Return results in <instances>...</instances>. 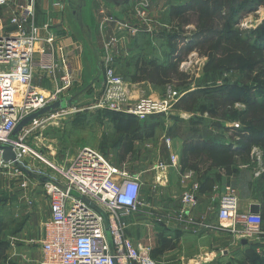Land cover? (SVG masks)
<instances>
[{
  "label": "crops",
  "instance_id": "crops-1",
  "mask_svg": "<svg viewBox=\"0 0 264 264\" xmlns=\"http://www.w3.org/2000/svg\"><path fill=\"white\" fill-rule=\"evenodd\" d=\"M55 1L36 2L34 22L40 28V40L33 83L43 93L58 87L62 73L60 65L67 57L74 73L73 83L61 98L67 102L68 110H76L75 98L78 97L82 101L99 100L105 88L103 59L108 52L113 56L118 72L125 74L127 79L136 84L151 82L162 87L168 79L179 77L182 73L179 63L194 50L187 53L185 49L186 37L192 33L188 32L190 22L184 20L181 26L170 23L171 18L174 20L183 15L186 16L184 19L187 18L186 14L172 12L173 6L184 4L186 0H151L149 15L155 20L152 31H148L135 14V6L141 0H61L59 6ZM66 3L70 6L65 9ZM162 15L170 20V27L164 25ZM9 16L10 11L2 8L0 18L8 22ZM47 23H51L49 28L44 26ZM127 23L138 26L137 31L133 32ZM174 32L180 37L171 43L169 36ZM51 34L55 40L47 43L45 39ZM174 46L176 50L173 52ZM95 67L99 72L94 76ZM196 80L182 88V96L188 95V103L210 96L200 92ZM91 87L94 93L92 90L88 92ZM181 109L183 112L179 114L185 119L191 117L189 113H199L196 109H186L184 103ZM204 115L208 116V113ZM188 125L178 130L174 122H168L166 128L160 129L161 135L155 136L153 143L148 144L151 150L149 167L139 171L132 172L128 167L124 145L118 148L122 165L121 162L117 164L131 175H138L143 185L142 205L128 217V234L136 242L150 246L158 264H220L235 249L251 246L250 242L243 244L242 240L221 227L218 218L221 196L230 186L236 191L240 211H250L251 205L257 203L261 207L260 213L264 214V180L253 176V157L235 156L220 164L201 155L188 153L187 157L184 156L186 144L181 132ZM225 125L237 128L232 121H226ZM173 154L177 156L175 163L171 158ZM140 162L144 163L143 160ZM159 163L165 166L157 168ZM39 187L33 192L34 198L29 204L36 202L31 220L41 227L42 238L44 221L50 216V205L42 186ZM185 191H194L198 201L183 211L182 196ZM38 211L43 212L41 217ZM260 243L264 253V233ZM7 255L8 258H2L0 264H43L44 261L41 247L36 251L10 252Z\"/></svg>",
  "mask_w": 264,
  "mask_h": 264
},
{
  "label": "built area",
  "instance_id": "built-area-1",
  "mask_svg": "<svg viewBox=\"0 0 264 264\" xmlns=\"http://www.w3.org/2000/svg\"><path fill=\"white\" fill-rule=\"evenodd\" d=\"M37 1L0 0V6L10 11L8 22L0 18V146H9L16 155V161H6L4 150L0 149V175L11 168L21 171L18 164L26 166V158L31 156L41 163L39 173L51 178V181L38 182L50 205V216L44 221L41 238L43 264H115V259L117 264H158L152 248L136 242L128 234V217L142 205L143 185L138 175L116 167L92 147H85L65 164H56L30 143L29 137L33 133L45 128L68 107L56 109L57 115L50 111L33 119L14 135L24 118L62 100L64 92L73 83L74 73L67 57L60 65L62 73L58 87L43 93L33 83L40 40V28L34 22ZM60 1L56 0L55 4L59 6ZM151 8V0H141L135 6V14L143 20L148 31L153 29V18L149 15ZM50 24H45V28ZM127 26L133 32L138 29V26ZM54 40L52 34L45 39L47 43ZM105 60L106 85L97 106L133 114L141 120L172 112L181 97L178 91L170 87L163 98L141 97L128 103L131 96L113 58ZM262 157V152L253 157L255 179L264 180ZM171 158L175 163L177 156L173 154ZM164 166L159 163L156 167ZM29 178L23 179L22 187L30 186ZM182 201L185 211L187 206L196 204L198 198L194 191H185ZM218 218L221 227L240 240L246 238L254 242L264 233L261 213L240 211L236 191L230 186L219 200Z\"/></svg>",
  "mask_w": 264,
  "mask_h": 264
},
{
  "label": "rangeland",
  "instance_id": "rangeland-1",
  "mask_svg": "<svg viewBox=\"0 0 264 264\" xmlns=\"http://www.w3.org/2000/svg\"><path fill=\"white\" fill-rule=\"evenodd\" d=\"M68 6L70 5L66 3L65 9ZM76 7L77 5H75L74 9H76ZM2 8L0 7V14L2 12ZM236 14L237 15L234 17V20H238L235 23L234 28L238 31L247 30V32L249 31L248 34H250L252 30L263 26L264 5L259 6L252 11H239ZM186 15L191 25L189 26L190 28H192H189L190 31L188 32L191 33V31L196 30V28L198 27L200 15L199 19L197 14L192 12H189ZM184 17L186 16L183 15L182 17H174V20L171 18L170 22L168 18L165 19L164 15H162L161 20L167 27H170L168 22H170L171 25L174 26H181L183 24L182 22L184 21ZM204 17L206 18L207 16L204 15ZM140 21L142 24L143 20L140 19ZM154 23L155 20H153V23L151 22L152 27ZM126 25H128V23ZM221 26L222 25H220V28ZM255 35L256 34H254V36ZM243 36H246V34H244ZM223 40L224 39L220 40L222 43L218 44V40L216 39L215 42L213 41L212 43H210L213 44V46L209 47V49L207 45H205L202 50H200V48L196 50L194 49L191 53H189L182 59L181 63H179V69L180 71H182L179 77L168 79L162 87L155 86L151 82L144 85L136 84L133 80L127 79L125 74L122 75L117 70L119 75L122 76V81L126 86L127 91L130 93L131 99L128 100V103H131L132 99L141 97H153L156 99L163 98L167 94V91L170 87L173 88V90L175 89L176 91H178V93L182 96V88H185L188 82L192 83L196 79H200L199 77H202L204 73L205 64L209 59L208 53L204 52V50L212 51L213 49L215 50L217 48V50H220L219 56L224 55L228 51V49H226L227 44H225ZM155 42L157 44L159 43V41L157 40ZM109 44L110 43L108 42V45ZM230 49L234 50V52L237 51L238 55H242V53L246 50L247 53H250L249 49L242 41L236 42L234 49ZM93 51L94 50H91V53L97 55ZM107 57L113 58V56L109 52L104 56L103 74L105 73V59ZM251 59L258 61L253 66L251 70L252 72H248V70H246L243 72L226 74V76L231 81L240 79L246 84H250L252 82L254 83L257 75H259L264 69V63H262L264 62V51H254L252 52L251 56L250 54H246V60ZM93 72L94 76L98 74L99 71L97 67H95V70ZM261 79L264 80V73ZM194 86H197V84H195ZM91 90L93 92L92 87L88 89V92H91ZM75 99L77 101L76 110H67L63 114L60 111L59 115H57L56 111L54 110V113L57 116L51 121V123L45 128L37 130L35 133H33V135L29 137V141L34 149H38L39 151H41L42 154L45 155L48 159L54 160L56 164H65L85 147H92L104 153L105 156H107L108 159L112 161V163L116 167L120 168V166L122 165V159L120 161L119 158L122 157L118 156V148H120V145H124L128 167H130L132 172L139 171L147 166L149 167V161L151 160V150L148 144L153 143L155 136L161 135L160 129L163 130L164 128H166V124L168 122H174V125L177 126L178 129H182L183 126L188 125V118L185 119L179 114V112L183 111H181V105L177 106L178 102L176 103L170 114H159L160 118L156 119L159 121V123L157 124L158 126L155 127L154 130L150 131L146 128V125H150L152 120H154L150 116V118L141 120L138 117L133 116V114L129 115L124 113H117L105 108H100L99 106H97L99 100L96 101V99H94L93 101H82L79 97ZM244 106L245 105L240 102H236L234 104L235 108L243 109ZM189 114L193 116L196 113ZM206 117H209L213 120L218 119L210 115ZM227 121H232L233 125L238 123L240 126L241 124L236 118L229 119ZM139 126L144 129L139 128ZM222 131L225 132L223 129ZM225 134L228 140L239 138L234 134L232 129L225 132ZM120 152H122V150H120ZM261 152L263 155L262 159L264 160L263 148L260 145L253 144L252 146H250L249 152H246L244 154L245 156L242 157L252 158L254 157V155L261 154ZM141 160H143L144 163H141ZM117 162H121V165L119 163L117 164ZM40 165L41 163L39 162V160L35 159L34 157L30 156L26 158V167H28L30 170L32 169L33 172L39 173ZM206 165L207 164H205V166ZM21 171L17 172L15 168H11L6 173L0 175V227H3L2 231L0 232V241L5 242V250L2 256L4 260L8 258L7 254L10 252L19 253L26 250L36 251L40 250L41 247V227L37 222L34 223L31 220L33 216L32 214H34V212L32 213V209L35 208L36 202L33 205L29 204L30 199L34 198L33 192H35L36 187L40 189V184L38 183V179L32 178L23 170ZM27 176H30L29 179L31 183L30 186L24 188L22 187L21 183L23 179L27 178ZM38 213L41 217V213L43 212L38 211ZM254 242H260V236L256 237ZM250 249V246H248L247 248H237L231 252L230 256H228L227 258H223L220 264H253L251 258L252 254L251 252H249ZM253 252H256V254L261 257L262 255H264L263 252H261L259 244L257 246H254Z\"/></svg>",
  "mask_w": 264,
  "mask_h": 264
},
{
  "label": "trees",
  "instance_id": "trees-1",
  "mask_svg": "<svg viewBox=\"0 0 264 264\" xmlns=\"http://www.w3.org/2000/svg\"><path fill=\"white\" fill-rule=\"evenodd\" d=\"M262 5H264V0H186L184 4L172 7V12L177 15L192 12L197 14L198 19L200 15L198 27L186 37L188 40L185 43L187 53L196 48L202 50L205 45L209 49L213 46L210 43L215 42L216 39L218 44L222 43L220 40L224 39L223 41L227 44L226 49H228L222 56H219L220 50L217 48L212 51L204 50L208 53L209 59L205 64L202 77L196 81L200 92L208 93L210 96L205 100H193V103L191 100L188 103V95H183L178 100L177 106H182L184 103L186 109H196V112H199L188 119V127L181 132L185 137L186 144L184 156L187 157L188 153H192L195 156L201 155L223 164L235 156H245L244 154L249 152V148L253 144L260 145L264 150V80L261 79L264 69L257 75L255 82L250 84H246L240 79L231 81L226 76V74L246 70L252 72L253 66L258 61L246 60V54L251 56L254 51H264V21L263 26L252 30L250 34L247 30L238 31L234 28L238 20H234L236 13L252 11ZM204 15L207 17L205 18ZM184 20L189 22L187 18ZM220 25H222L221 28ZM244 34L246 36H243ZM254 34L256 35L254 36ZM177 37H180L179 33L171 34L170 42ZM238 41L245 43L250 53H247L246 50L242 55H238L237 51L231 50L230 48L234 49ZM175 48L174 46L173 52L176 50ZM194 94L196 93H192V95ZM236 102L243 103L244 108H235ZM203 112L218 119H210ZM160 115L150 116L155 121L152 120L150 125H146V128L150 131L154 130L158 126L159 121L156 119L160 118ZM234 118L241 123L238 129L226 127L224 122ZM140 126L139 128H142ZM222 129L225 132L232 129L239 138L228 140ZM261 215L264 218V214L261 213ZM2 229L3 227H0V232ZM250 243L249 252L252 254L253 264H264V255L261 257L253 252L254 246L258 244L260 246L261 243L251 241ZM4 250L5 242L0 241V262Z\"/></svg>",
  "mask_w": 264,
  "mask_h": 264
},
{
  "label": "water",
  "instance_id": "water-1",
  "mask_svg": "<svg viewBox=\"0 0 264 264\" xmlns=\"http://www.w3.org/2000/svg\"><path fill=\"white\" fill-rule=\"evenodd\" d=\"M69 103L72 104V101L69 100ZM66 106H67V102L62 99L60 101H57L55 103H52V104L46 106L45 108H43V109H41V110H39V111H37L35 113H32L31 115H28L26 118H24L17 125V127H16V129L14 131V135H17L23 129V127L26 126L27 124H29L33 119H35L37 117H40L41 115H43L45 113H48L50 111H54L56 109H59V108L64 109V108H66ZM0 149L4 150L3 158L6 161H10V160L16 161V155H15V153L12 151V149L9 146H0ZM18 166L22 170H24L26 173H29L32 177L38 179L41 182L51 181V178L49 176H47V175L30 171L29 168H27L26 166L21 165V164H18ZM260 210H261V207L257 203L252 204L251 207H250V212L251 213H256L257 214V213H260ZM241 242L243 244H247L249 242V240L244 238V239H242ZM115 264H117L116 259H115Z\"/></svg>",
  "mask_w": 264,
  "mask_h": 264
}]
</instances>
